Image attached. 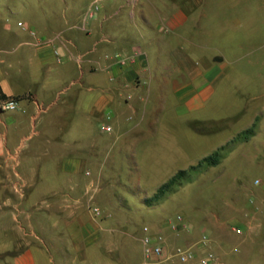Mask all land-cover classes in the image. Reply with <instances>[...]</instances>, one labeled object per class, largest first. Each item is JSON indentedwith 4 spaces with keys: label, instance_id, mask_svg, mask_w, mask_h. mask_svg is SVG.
I'll use <instances>...</instances> for the list:
<instances>
[{
    "label": "crops",
    "instance_id": "obj_1",
    "mask_svg": "<svg viewBox=\"0 0 264 264\" xmlns=\"http://www.w3.org/2000/svg\"><path fill=\"white\" fill-rule=\"evenodd\" d=\"M92 1L63 11L48 25L60 38L43 42L26 31L19 42L29 46L26 51L0 53V93L20 99L16 109L0 108V202L13 203L11 194L18 196L10 217L26 220L27 228H19L20 238L0 239V264H168L146 260L142 227L164 232L166 252L190 243L195 231L172 233V216L162 227L152 220L170 193L147 199L177 170L245 129L252 134L227 155L241 143L258 145L252 141L257 113L149 193L139 178V155L155 142L167 96L172 93L179 114L205 109L227 67L218 44L225 33L217 27L246 18L231 20L221 11L249 9L251 0H103V16H81ZM136 47L143 54L127 65L111 61ZM232 210L204 217L199 237L208 236V248L221 264H264V198L250 196L245 218ZM223 217L241 232L228 230Z\"/></svg>",
    "mask_w": 264,
    "mask_h": 264
},
{
    "label": "rangeland",
    "instance_id": "obj_2",
    "mask_svg": "<svg viewBox=\"0 0 264 264\" xmlns=\"http://www.w3.org/2000/svg\"><path fill=\"white\" fill-rule=\"evenodd\" d=\"M259 1L251 0L250 4H246L249 9L243 10V5H240L235 11H221L227 13L231 20L246 18L239 25L231 24L227 19L217 27L221 34L225 33L222 34L224 39L218 44L227 67L216 85L214 95L202 111L179 114L173 95L169 93L160 114L159 130L153 139L155 142L148 148V154L139 155V178L148 192L152 193L175 169L187 166L210 153L249 125L253 116L258 113L254 120L256 134L252 141L259 146L239 144L219 165L206 168L192 181L170 193L153 212L152 220L160 227L181 214L188 222L189 229L195 231L190 243H178L175 247L188 246L199 238L197 231L204 225V217L225 215L230 208L236 215L245 218L250 196L264 198V145L259 144L264 141V0ZM87 2L88 0H0V53L26 51L29 46L19 42L30 28L40 41L56 39L48 25L56 24L63 11L68 14L70 10L82 7ZM98 3L96 15L100 13L103 16V0H98ZM18 21L25 27L19 26ZM227 34L228 38L225 40ZM211 54L213 53H206ZM203 121L209 124L202 125ZM195 128H204L207 133H197ZM80 141L83 144L86 142L84 138ZM249 155H257V159L247 162ZM255 179L259 182L256 183ZM3 197L1 193L0 198ZM11 198L13 203L0 202L1 240L7 237L20 238L18 231L27 230L26 220L21 222L22 218L18 216L10 217L19 205H14L18 196L11 194ZM161 216L168 217L160 221ZM223 219L227 221L226 217ZM149 220L153 222L151 218ZM139 223L143 224L145 221L140 220ZM225 225L231 230L232 225L228 221ZM232 230L235 232L233 228ZM170 231L175 233L172 229ZM136 232L141 234V229H136ZM243 239L242 237L239 241ZM132 244L133 248H139L138 241H133ZM168 264L179 263L170 260Z\"/></svg>",
    "mask_w": 264,
    "mask_h": 264
},
{
    "label": "built area",
    "instance_id": "obj_3",
    "mask_svg": "<svg viewBox=\"0 0 264 264\" xmlns=\"http://www.w3.org/2000/svg\"><path fill=\"white\" fill-rule=\"evenodd\" d=\"M99 9L98 0H94L86 7L85 17L93 18L96 16ZM19 26H24L21 21H18ZM25 27V26H24ZM27 29V28H26ZM31 34L35 35L33 29H27ZM60 34L55 35V38H60ZM50 38L48 41H53ZM55 53H59L57 49ZM142 51L136 47L128 54L116 53L110 57L111 61L118 66H125L133 59H137L142 55ZM20 99L14 96H8L0 99V108L4 110H13L19 107ZM107 125L103 124L102 129L105 130ZM88 173V172H87ZM259 182L258 179L255 180ZM95 215L100 214L98 207L91 208ZM170 229L179 233L183 230H189V224L181 214H177L173 221L168 223ZM235 232L240 233L239 227H234ZM143 235L141 237L143 253L146 260L150 261H176L181 264H221V261L213 251L208 248L209 238L206 234L201 235L199 239L188 246H177L170 252L165 251V236L159 232H152L148 225L142 227Z\"/></svg>",
    "mask_w": 264,
    "mask_h": 264
},
{
    "label": "trees",
    "instance_id": "obj_4",
    "mask_svg": "<svg viewBox=\"0 0 264 264\" xmlns=\"http://www.w3.org/2000/svg\"><path fill=\"white\" fill-rule=\"evenodd\" d=\"M0 97L4 95L0 93ZM253 129H245L239 132L234 138L216 148L210 154L201 158L196 164L186 169L177 170L168 180L159 185L148 201H159L167 194L174 192L186 182L192 181L195 176L210 166H215L227 155V153L240 141L246 140L252 134Z\"/></svg>",
    "mask_w": 264,
    "mask_h": 264
}]
</instances>
